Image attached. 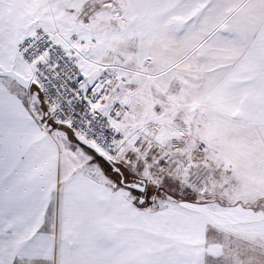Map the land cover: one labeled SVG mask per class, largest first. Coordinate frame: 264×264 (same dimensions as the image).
<instances>
[{
  "label": "snow or ice",
  "instance_id": "obj_1",
  "mask_svg": "<svg viewBox=\"0 0 264 264\" xmlns=\"http://www.w3.org/2000/svg\"><path fill=\"white\" fill-rule=\"evenodd\" d=\"M0 264H264V0H0Z\"/></svg>",
  "mask_w": 264,
  "mask_h": 264
}]
</instances>
